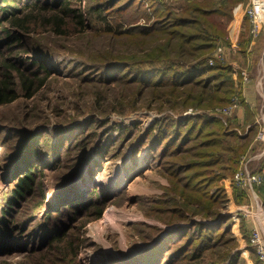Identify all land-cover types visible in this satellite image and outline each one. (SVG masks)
<instances>
[{"label": "trees", "instance_id": "16d2710c", "mask_svg": "<svg viewBox=\"0 0 264 264\" xmlns=\"http://www.w3.org/2000/svg\"><path fill=\"white\" fill-rule=\"evenodd\" d=\"M25 1L30 8L26 18H17L15 3L21 0H0V12L2 15L15 16V22L26 30L35 23L31 21L34 11L38 13V17L34 18L36 23L39 20L41 25H48L57 33L67 32L62 28L66 24V18L72 19V24L80 28L85 29L87 26V14L80 5L83 0H56V7H51L55 5L49 4L48 0H43V3ZM135 1L97 0L95 4L88 6L87 13H94L105 21V28L112 34H129L137 29L141 37L134 40L130 35L122 44L125 47L117 50L114 43H111L105 49L107 52L96 55L94 59L82 56L80 64L83 70L76 74L83 72L84 79L100 85L102 90L104 86L108 88L118 84L121 89L114 92V95L122 101L129 96L124 93V87L131 91L128 84L137 87L138 92L142 91L140 95L135 93L131 103V107L135 109L147 88L158 92L160 86L162 106L184 110L190 106L229 104L236 94L234 89L223 90L224 81L212 84L211 78H215L216 74L208 73L214 69H231L220 61L212 66L208 65L205 57L215 47L217 40L227 39L226 25L232 18L234 7L247 0H190L177 6L176 2L162 0L157 7L158 11L162 9V20L150 27L130 28L125 27V19H117L115 22L109 20V14H122V8ZM154 1L156 0L153 3ZM139 2L141 5V0ZM20 26L19 29L1 30L3 33L0 45L7 44V48L6 54L0 55V104L11 103L22 95L32 98L51 75L52 70L45 61L50 52L37 45L29 48ZM161 32L162 38L149 37ZM28 50L33 53L28 54ZM127 51L129 54H126ZM106 96L107 93L98 92L96 104L101 105ZM92 117L74 129L68 127L62 130H67L64 133L57 129L55 133L59 136L49 147L35 143L40 133L46 134V129H35L27 134H24L23 129H15L14 142L9 144L14 151L6 164V167L13 168V184L0 207V241L15 244L18 248L26 245L39 249L36 255L23 264H67L70 254L75 253L76 246L82 240L84 226L93 218L102 216L108 199L117 200L125 193L118 188L114 193H105L96 182L83 197L85 193L78 188L76 176L92 155L90 151L98 154L99 162H102L114 137L110 135L105 138L103 133L86 150L85 139L94 131L85 130L86 124L96 122V117ZM155 124L133 140L131 150L133 154H138L141 149L148 147L151 157H156L160 166L168 172L171 185L164 198L170 197L174 206L169 209L163 206L162 197V207L157 213L169 214L171 220H168L170 217L164 219L174 227L162 229L163 231L150 237L152 244L126 260L127 262L118 259L112 261V264L199 263L205 261L207 254L224 246L234 245V238L230 234V216L211 215L217 214L218 202L225 194L224 186H213L215 191L212 193H209V187L219 183L223 177L217 170L220 167L224 173L226 170L225 164H222L224 155L216 147L222 136L227 133L236 136V132L228 130L219 117L212 115L180 114L176 118L163 117ZM133 126L134 124L125 132L127 140L130 139ZM122 131L123 128L120 129L121 133ZM248 135L247 132L239 137L245 140ZM122 143L119 146L126 145L124 140ZM206 147H215L217 155L215 151L203 150ZM94 154L93 161L98 162ZM234 156L231 160L236 164L237 157ZM68 157H71V167L63 175L57 176L58 182L48 191L43 176L47 170L55 171L64 165ZM188 157L194 159L189 160ZM47 192L53 201L47 210L35 212L33 197H44ZM179 198L183 200L178 201ZM194 214L203 215L205 220L188 221ZM11 215L17 218V221L16 218L12 220V224L8 219ZM177 221L181 222L175 225L174 222ZM224 258L225 264H244L239 250L229 252Z\"/></svg>", "mask_w": 264, "mask_h": 264}, {"label": "rangeland", "instance_id": "374dc122", "mask_svg": "<svg viewBox=\"0 0 264 264\" xmlns=\"http://www.w3.org/2000/svg\"><path fill=\"white\" fill-rule=\"evenodd\" d=\"M33 1L43 3V0L29 2ZM48 1L49 4L57 3L56 0ZM159 1L162 2V0H156L154 3L153 0H141L140 5L139 0H136L128 7L124 6L122 14H109V20L115 22L117 19H125V27L130 28L158 24L162 20V9L157 10ZM165 1L176 2L177 6L190 0ZM95 2L97 0H83L80 4L87 14L86 28H80L72 24V19L66 18V24L62 27L67 31L65 33H57L48 25H41L39 20L36 23L34 18L38 17L37 11L32 12L34 18L31 21L35 23L28 22L29 25L31 24L29 30L17 24L15 16L2 15L0 12V40L3 33L1 30L19 29L20 26L29 48L37 45L50 52L45 61L52 70L48 80L32 98L22 95L11 103L0 104V207L13 184V168L6 167V164L10 160L9 155L14 151L9 144L14 142L15 129H23L24 134L35 129H46V134L40 133L35 143L49 147V144L59 136L55 133L57 129L64 133L67 130L64 132L62 130L68 127L74 129L94 116L96 122L86 124L85 130L94 129L93 134L85 139L86 150L90 149L103 133L105 138L110 135L114 137L110 141L109 152L102 162H99L98 154L95 155V152L90 151L98 162L93 161L92 155L87 158L76 176L78 188L83 190L88 180H94L105 193L112 192L116 188L123 189L125 193H122L123 195L117 200L108 199L102 216L93 218L84 226L81 233L82 240L76 246L75 253L70 254L67 264H112V261L118 259L128 261L152 244L150 237L174 227L164 219L170 217L169 214L157 213L162 207V197L164 198L171 185L169 174L160 166L156 157H151L148 147L141 149L138 154H133L131 150L133 140L151 125L155 126L156 121L163 117L176 118L186 112L193 115H212L219 117L228 130L237 134L230 136L227 133L221 137L216 149L218 148V152L224 155L222 164H225L226 170L224 173L220 167L217 172L222 173L223 177L219 183L209 187V193H212L215 191L213 186L218 184L224 186L225 194L218 202L217 214L211 215L230 216L232 229L230 234L234 238L232 241L234 245L232 247L227 245L207 254L205 261L190 264H225L224 256L234 250L240 251L244 264H261L255 248L250 243V237L255 221L251 214L259 212L253 190L264 204V179L261 185L254 186L252 190L249 186L239 184L236 175L245 168L254 173H261L264 170V0H247L236 5L232 18L226 25L227 39L225 37L217 40L215 47L205 57L208 65L212 66L220 61L231 69V71L228 68L223 69L224 71L214 69L208 74H216V79L211 78L212 84L217 85L224 81L223 90L234 89L236 94L233 98L230 96L232 101L223 106H220L221 104L190 106L184 110L161 105L162 86L158 87V92L153 91V88H147L135 109L131 107V103L135 93L140 95L142 91L138 92L137 87L128 84L132 91L124 87V93L129 96L122 101L114 95V92L121 89L118 84L110 85L108 88L104 86L102 90L100 85L84 79L83 72L76 74L83 70L80 64L82 56L94 59L96 55L107 52L105 49L111 43H114L117 50L125 47L122 44L130 35L134 40L141 37L137 29L129 34H112L107 31L105 21L100 20L96 14L86 11L88 6ZM15 4L17 18H26L30 13L26 1L21 0ZM250 8H255L261 16L258 32H252L248 13ZM149 37L162 38V32L151 34ZM5 48L7 44L0 45V55L6 54ZM29 50L28 54H32L33 52ZM126 54H129V51ZM100 91L107 93V96L101 105H97V95ZM210 96L209 94V100ZM133 124L130 139L127 140L128 136L125 132L132 128ZM121 128H123L122 133ZM247 132L248 138L241 140L239 136ZM123 140L126 145L119 146ZM203 150L214 152L215 147H206ZM215 155H217L216 151ZM232 156L237 157L236 164L231 160ZM70 158L68 157L65 164L55 171L50 169L46 171L43 179L48 191L58 182L57 176L63 175L71 167ZM188 159L194 158L188 157ZM85 195L86 193L83 197ZM182 200L179 198L178 201ZM51 201L53 199L49 197V192L44 197L34 196L32 199L34 211L43 212ZM163 206L169 209L174 206V201L170 197L164 198ZM14 218L16 216H9L11 224ZM204 218L203 215L194 214L188 221L205 220ZM15 220L17 221V218ZM168 220H171V217ZM180 222L174 223L178 225ZM118 225L122 228L121 231L117 228ZM16 246L0 241V264H23L39 251L34 246L24 245L22 248Z\"/></svg>", "mask_w": 264, "mask_h": 264}, {"label": "built area", "instance_id": "2783aa9c", "mask_svg": "<svg viewBox=\"0 0 264 264\" xmlns=\"http://www.w3.org/2000/svg\"><path fill=\"white\" fill-rule=\"evenodd\" d=\"M248 13L250 15L252 32H258L259 18L261 17L260 14L257 12L255 8L248 9ZM263 179H264V170L261 173L260 172L254 173L250 171L248 168H245L244 170L239 171L236 175V180L239 184H242L243 186L246 187L249 186L252 188V190L254 186L261 185ZM253 193L257 200L259 212L258 214H251L252 216H254L255 221L252 228L250 243L255 248L260 263L264 264V207H263L264 204L262 201L259 200L258 198L259 196L254 190Z\"/></svg>", "mask_w": 264, "mask_h": 264}, {"label": "water", "instance_id": "95a60500", "mask_svg": "<svg viewBox=\"0 0 264 264\" xmlns=\"http://www.w3.org/2000/svg\"><path fill=\"white\" fill-rule=\"evenodd\" d=\"M81 169V168H80ZM77 181V180H76ZM93 183H96V181H94V180H91V181H87L86 182V184H84L85 186H83V190H82V192L83 193H86V191L88 190V189H90V186L93 184ZM82 186V185H81ZM116 190V189H115ZM114 190V191H115ZM114 191H112L113 193H114Z\"/></svg>", "mask_w": 264, "mask_h": 264}, {"label": "bare ground", "instance_id": "6f19581e", "mask_svg": "<svg viewBox=\"0 0 264 264\" xmlns=\"http://www.w3.org/2000/svg\"><path fill=\"white\" fill-rule=\"evenodd\" d=\"M95 179H96V178H95ZM130 184H131V183H130ZM117 228L120 229V231H121V229H122V228L120 227V225H118ZM100 238H101V237H100Z\"/></svg>", "mask_w": 264, "mask_h": 264}]
</instances>
